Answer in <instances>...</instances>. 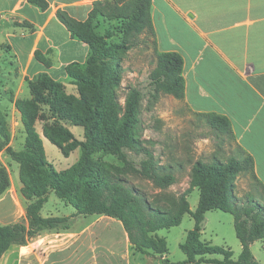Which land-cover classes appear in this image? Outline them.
Returning a JSON list of instances; mask_svg holds the SVG:
<instances>
[{
  "label": "trees",
  "instance_id": "trees-1",
  "mask_svg": "<svg viewBox=\"0 0 264 264\" xmlns=\"http://www.w3.org/2000/svg\"><path fill=\"white\" fill-rule=\"evenodd\" d=\"M27 1L42 10L48 8L46 0ZM92 1L94 7L85 22H78L60 10L57 12L58 19L72 36L90 48L85 66L67 68L70 83L76 87L77 94H69L64 84L46 73L29 82L32 98L16 102L26 133L21 151L10 146L8 133L0 124V153L4 152L20 165L21 193L27 203L24 220L0 224V261L14 246H26L43 232L70 230L75 218L95 215L119 220L137 253L145 256L154 253L162 257L168 254V245L166 239L157 233L179 226L184 216L190 215L195 221L194 229L181 245L187 259L178 264H261L254 257L251 246L257 241L264 243V203L252 196L239 199L235 193V181L239 175H251L263 201L264 185L255 175L253 158L235 143L227 117L215 113L194 114L218 139L221 138L222 145L225 143L234 148L230 152L219 146L208 161H196L191 169L189 188L178 196L173 209L160 206L158 200L156 204L150 203L147 196L126 185L122 174L136 175L161 192L178 182L172 166L159 167L153 153L143 147L137 130L141 103L146 96L157 99L163 94L184 100V60L178 53L158 51L152 0ZM102 24L106 25L103 32L100 31ZM144 45L153 49L152 57H155V66L149 75L148 95L138 88H131L122 102L124 57ZM38 59L46 66L51 65L45 59ZM42 106L48 107L49 111V117L42 113V120L52 122L50 129L44 126V138L64 154L65 148L54 134L81 149L79 161L61 173L56 172L46 159L43 138L36 130ZM66 124L83 128L84 140H77ZM101 153L114 156L123 167L112 166L117 175L93 182L95 156ZM132 154L144 158L137 164L131 158ZM10 187L9 171L0 164V197ZM194 189L200 191V200L196 210L192 211L188 196ZM51 193L75 208L76 215L44 217L42 210ZM214 210L234 217L236 236L242 246L237 259L230 249L202 240L206 214ZM213 255L222 259L208 258ZM164 264L174 263L165 259Z\"/></svg>",
  "mask_w": 264,
  "mask_h": 264
},
{
  "label": "crops",
  "instance_id": "crops-1",
  "mask_svg": "<svg viewBox=\"0 0 264 264\" xmlns=\"http://www.w3.org/2000/svg\"><path fill=\"white\" fill-rule=\"evenodd\" d=\"M46 1L48 8L42 10L27 0H0V68L11 78L0 88L15 100L28 98L29 82L42 73L77 94L67 68L85 66L90 55L89 46L72 36L57 12L85 22L94 2ZM152 19L158 51L178 53L184 60V106L193 114L227 117L235 143L253 158L264 185V0H152ZM0 206V219L15 216L12 207L3 211ZM74 210H52L44 217H72ZM74 223L76 230L73 224L12 247L0 264H132L137 252L119 220L79 216Z\"/></svg>",
  "mask_w": 264,
  "mask_h": 264
},
{
  "label": "rangeland",
  "instance_id": "rangeland-1",
  "mask_svg": "<svg viewBox=\"0 0 264 264\" xmlns=\"http://www.w3.org/2000/svg\"><path fill=\"white\" fill-rule=\"evenodd\" d=\"M106 25L102 24L100 31ZM153 49L147 48L146 45L134 49L124 57V81L122 85L121 101H124L126 92L131 88H138L144 94L148 95L149 91V75L155 66V57H152ZM3 55L5 52L2 53ZM4 57H2L3 60ZM5 69V68H3ZM0 68V87H6L11 82V78L5 74ZM4 82V83H3ZM30 90V89H29ZM0 88V124L2 129H6L9 137L10 146L16 151L24 149L26 133L22 122V113L16 106L18 100H29L32 98L31 93L28 98L16 99L13 94L7 95L2 93ZM69 92L76 94L75 88H70ZM29 94V93H28ZM42 113L45 117H49L48 107L41 108L39 113L40 119L36 124V130L43 138L46 159L54 167L56 172L61 173L76 164L81 156V149L75 148L72 142L64 139H56L64 146L66 154H64L57 146L44 138L43 128L47 126L50 129L51 120L45 122L42 120ZM5 128H4V127ZM66 127L73 133L74 137L84 140V130L81 127H75L66 124ZM4 131V130H3ZM138 138L144 148H147L155 156L159 167L172 166L178 182L171 186L168 190L161 192L156 189L152 183L143 180L136 175H125L124 179L127 186L134 188L138 194L147 196L150 203L156 204L161 201L160 206H167L173 209L174 203L178 196L183 194L189 188L190 173L193 164L200 161H208L213 154L217 153L219 146L226 151H233L218 139L216 134L210 130L204 121L191 113L182 101L176 100L172 96L159 95L157 99L146 96L141 103ZM227 155L224 156L226 158ZM220 157V155H219ZM135 163H139L144 156L131 155ZM0 164H3L9 171L11 179L10 189L0 197V203H3V211L11 210L15 213L13 218L0 219V224L15 223L22 221L26 217L27 203L22 197L21 167L13 162L4 152L0 153ZM112 166L123 167V164L114 156L108 154H97L95 156V172L93 182L106 179L107 177L117 175ZM235 193L239 199H247L254 197L258 201L264 203L263 196L259 191L257 184L249 174L239 175L235 181ZM200 200V191L194 189L188 196V201L193 211L196 210ZM0 204V205H1ZM1 208V206H0ZM57 214L58 210L63 214L74 212V208L67 206L63 201L57 198L54 193L49 196L48 202L44 205L42 215L46 216L49 211ZM88 220L93 216H87ZM86 221V220H85ZM75 225V223H74ZM195 221L190 215H185L182 223L169 230H161L157 234L167 241L168 254L160 257L156 254L150 256L132 253V264H164V258L169 259L171 263H183L187 256L181 249V245L186 242L187 235L194 229ZM77 229L75 225L74 229ZM75 229V230H76ZM116 239L118 234H115ZM202 240L213 246L225 247L234 253V258H238L242 251V246L238 240L234 228V217L220 210L210 211L206 214L204 231ZM118 242V239H117ZM122 246V243H118ZM120 246V247H121ZM251 251L261 264H264V243L255 242L251 246ZM211 259H222L219 255L208 256ZM206 264V263H200Z\"/></svg>",
  "mask_w": 264,
  "mask_h": 264
}]
</instances>
